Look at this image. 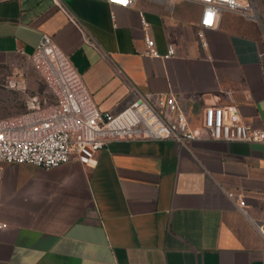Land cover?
Here are the masks:
<instances>
[{
  "label": "crops",
  "instance_id": "1",
  "mask_svg": "<svg viewBox=\"0 0 264 264\" xmlns=\"http://www.w3.org/2000/svg\"><path fill=\"white\" fill-rule=\"evenodd\" d=\"M251 1L255 21L222 13L198 36L186 1L0 0V69L46 34L100 112L171 94L196 129L211 104L262 129L264 0ZM145 38L175 55L145 56ZM0 224V264H264V145L112 141L92 167L0 165Z\"/></svg>",
  "mask_w": 264,
  "mask_h": 264
},
{
  "label": "built area",
  "instance_id": "2",
  "mask_svg": "<svg viewBox=\"0 0 264 264\" xmlns=\"http://www.w3.org/2000/svg\"><path fill=\"white\" fill-rule=\"evenodd\" d=\"M108 5L131 7L134 0H104ZM172 5L186 1L197 5L198 36L213 29L222 13L255 21L251 0H151ZM143 28L147 23L140 13ZM144 55L168 59L175 55L171 44L161 55L153 40L145 38ZM30 61L53 98L31 96L26 111L0 119V165H31L45 170L75 160L83 166L96 164L98 152L112 141H171L187 149L198 139L264 145V128L256 129L241 121L231 106L211 104L202 109L199 129L191 125L171 94L133 92V101L122 111L100 112L80 75L49 35L42 34ZM229 117L225 116V111ZM240 209L244 202L240 201ZM6 228V224H0ZM264 240V224L256 226Z\"/></svg>",
  "mask_w": 264,
  "mask_h": 264
},
{
  "label": "rangeland",
  "instance_id": "3",
  "mask_svg": "<svg viewBox=\"0 0 264 264\" xmlns=\"http://www.w3.org/2000/svg\"><path fill=\"white\" fill-rule=\"evenodd\" d=\"M149 5L158 13L163 12V7L150 1ZM15 61L14 67L0 69V119L25 112L26 100L31 96L44 97L48 103L53 101L30 59L18 57Z\"/></svg>",
  "mask_w": 264,
  "mask_h": 264
}]
</instances>
